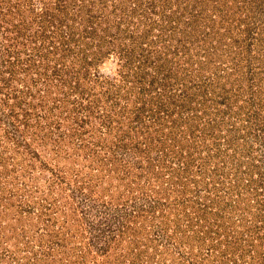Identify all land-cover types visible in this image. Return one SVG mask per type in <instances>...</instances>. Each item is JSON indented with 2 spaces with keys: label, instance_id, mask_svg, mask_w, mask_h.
I'll use <instances>...</instances> for the list:
<instances>
[{
  "label": "rangeland",
  "instance_id": "obj_1",
  "mask_svg": "<svg viewBox=\"0 0 264 264\" xmlns=\"http://www.w3.org/2000/svg\"><path fill=\"white\" fill-rule=\"evenodd\" d=\"M0 264H264V0H0Z\"/></svg>",
  "mask_w": 264,
  "mask_h": 264
}]
</instances>
